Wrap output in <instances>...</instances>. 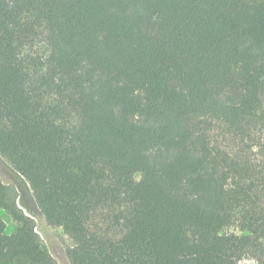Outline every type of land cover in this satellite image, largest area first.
I'll use <instances>...</instances> for the list:
<instances>
[{"label": "trees", "instance_id": "1", "mask_svg": "<svg viewBox=\"0 0 264 264\" xmlns=\"http://www.w3.org/2000/svg\"><path fill=\"white\" fill-rule=\"evenodd\" d=\"M0 155L70 264H264V0H0Z\"/></svg>", "mask_w": 264, "mask_h": 264}, {"label": "rangeland", "instance_id": "2", "mask_svg": "<svg viewBox=\"0 0 264 264\" xmlns=\"http://www.w3.org/2000/svg\"><path fill=\"white\" fill-rule=\"evenodd\" d=\"M0 181L13 192L18 207L33 219L36 232L40 235L44 248L47 249L57 264H70L67 250L73 247V241L61 228L52 227L46 223L34 202L29 184L1 155ZM0 217L5 222L7 233L13 232L16 224L10 217L3 211H0ZM239 264L257 263L251 259H244Z\"/></svg>", "mask_w": 264, "mask_h": 264}]
</instances>
